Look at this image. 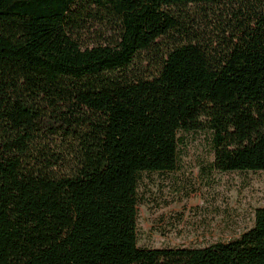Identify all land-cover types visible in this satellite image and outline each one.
I'll use <instances>...</instances> for the list:
<instances>
[{"label": "trees", "instance_id": "16d2710c", "mask_svg": "<svg viewBox=\"0 0 264 264\" xmlns=\"http://www.w3.org/2000/svg\"><path fill=\"white\" fill-rule=\"evenodd\" d=\"M198 130L214 170H264V0H0V264H264V207L138 245L141 175Z\"/></svg>", "mask_w": 264, "mask_h": 264}, {"label": "rangeland", "instance_id": "374dc122", "mask_svg": "<svg viewBox=\"0 0 264 264\" xmlns=\"http://www.w3.org/2000/svg\"><path fill=\"white\" fill-rule=\"evenodd\" d=\"M180 138L173 170L141 175L140 246L202 247L234 239L264 207V170H214L207 132H182Z\"/></svg>", "mask_w": 264, "mask_h": 264}]
</instances>
